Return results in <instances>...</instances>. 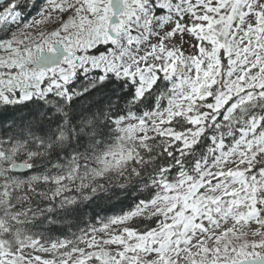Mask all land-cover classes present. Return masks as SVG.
Instances as JSON below:
<instances>
[{
    "label": "snow or ice",
    "instance_id": "obj_1",
    "mask_svg": "<svg viewBox=\"0 0 264 264\" xmlns=\"http://www.w3.org/2000/svg\"><path fill=\"white\" fill-rule=\"evenodd\" d=\"M0 264H264V0H0Z\"/></svg>",
    "mask_w": 264,
    "mask_h": 264
},
{
    "label": "trees",
    "instance_id": "obj_2",
    "mask_svg": "<svg viewBox=\"0 0 264 264\" xmlns=\"http://www.w3.org/2000/svg\"><path fill=\"white\" fill-rule=\"evenodd\" d=\"M119 212V208H113L111 211H109L107 214L108 215H111V214H113V213H118ZM101 215L103 216L104 215V213H101ZM93 223H94V221H93ZM82 226H84V227H86L87 225H82ZM144 226L143 225H140V228L142 229Z\"/></svg>",
    "mask_w": 264,
    "mask_h": 264
}]
</instances>
